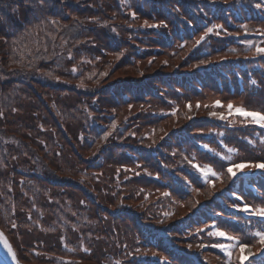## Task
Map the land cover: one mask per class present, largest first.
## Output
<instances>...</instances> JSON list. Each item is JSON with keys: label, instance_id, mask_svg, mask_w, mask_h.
I'll list each match as a JSON object with an SVG mask.
<instances>
[{"label": "trees", "instance_id": "1", "mask_svg": "<svg viewBox=\"0 0 264 264\" xmlns=\"http://www.w3.org/2000/svg\"><path fill=\"white\" fill-rule=\"evenodd\" d=\"M258 2L57 0L47 15L58 23L25 34L37 21L0 0V228L20 261L250 263L210 233L226 218L259 240L261 217L230 206L262 198L264 173L223 167L206 182L189 162H207L199 143L219 151L229 132L257 128L186 101L264 88Z\"/></svg>", "mask_w": 264, "mask_h": 264}, {"label": "rangeland", "instance_id": "2", "mask_svg": "<svg viewBox=\"0 0 264 264\" xmlns=\"http://www.w3.org/2000/svg\"><path fill=\"white\" fill-rule=\"evenodd\" d=\"M256 36H264L263 34H255ZM260 43H264V39L260 40ZM199 44V43H198ZM196 44V46L198 45ZM202 47V46H200ZM261 48H264V46H261ZM261 83H264V80H261ZM242 91V90H241ZM204 97L199 96L198 98H195V106H193V102L191 100H187L186 104L191 106L193 108V113L197 115L202 111L201 114H211L215 113L216 116H223L226 120L224 122L225 124L229 122H235L236 118L235 116H239V113L235 112L236 107H245L248 111H257L261 112L264 114V88L254 90L251 92L249 89L244 95L243 93H237L236 89L233 88L231 91V94L228 92H215L210 89L206 90L203 93ZM219 102V104H217ZM233 105V110L230 111L228 108L229 104ZM199 105V106H197ZM228 116V117H226ZM245 117V116H244ZM249 119L252 120L254 124V128H257L253 133L249 131V127H246L242 132L241 131H236V132H229L226 137V142L222 141L223 143L220 146L219 144L215 145L217 146L216 148H220L219 151L216 149H212L210 145L207 143H199L200 149H204L205 153H202L204 156L205 161L202 164V161L199 160L198 158H195L191 160L189 163L192 165L193 169L195 172L199 173L198 169H203L204 171H207V167H211V169L216 173L220 174L222 172V168L226 167V169L233 165V164H256V163H264V127L261 126L260 123L254 122V118L251 116H248ZM221 118V117H219ZM258 119V117H257ZM251 126V125H249ZM205 132H210V128H204L203 129ZM240 137H238V136ZM204 142V141H203ZM207 145L208 147H205ZM229 149H233V151H229ZM208 150H212V153L218 154L219 157H221V160L216 159V155L212 154L209 155ZM192 154L194 155L195 153L191 151ZM226 157H231V160L225 159ZM259 159V160H258ZM218 160L217 163L214 164V161ZM198 166V167H194ZM254 170L256 172H263L264 169H257L253 167H244L241 170H237L235 167H233V171L235 172H247V173H254ZM210 174V173H209ZM208 174V175H209ZM223 175V174H222ZM231 176V174L229 173ZM203 176V174H202ZM204 177V176H203ZM215 182V181H214ZM212 182V183H214ZM224 194V191H221L218 193L217 196H221ZM241 199H239V202L241 203H232L230 208L236 209L237 211L241 210L243 208V205L246 203L250 207H264L263 203L264 202V195L262 198H257L254 200L251 195H249V198L254 201V203L248 201V198H245L244 196H238ZM208 204V203H207ZM233 204H238L240 207L239 208H234L232 207ZM243 204V205H242ZM263 204V205H262ZM206 205V203H205ZM216 211L212 212V215H216ZM249 215V217H255L250 214H246L244 212L243 216ZM213 216V217H214ZM216 217V216H215ZM260 220V219H259ZM220 223H222V227L216 226L215 227V232L219 229L222 231H225L228 235L230 236H235L239 238L240 240H246L249 244V248L245 249L243 256L246 257L247 263L251 262L253 259H256L255 257L258 256L256 254L258 250H261V246L259 245L258 241L254 237H251V229L252 228H257L254 227L253 225L247 224V226L242 225L241 222L238 221H228L226 218L220 219ZM237 224V225H236ZM255 230V229H253ZM256 232H258L256 230ZM217 239L213 242L212 245L214 244H222L225 245L227 248V251H231L234 247L232 245L236 244L235 240H229L226 237L218 236L216 235ZM252 239L253 241L249 240ZM199 247H202V250L209 249L210 247L213 248L212 246H209V243L206 241H200L198 244ZM218 248V247H217ZM238 248V247H237ZM239 249V248H238ZM218 250H222L221 248H218ZM251 253L252 255H249ZM241 255V253H240ZM4 260V259H3ZM3 264H10L6 261L1 262ZM250 264V263H249ZM254 264V262H253Z\"/></svg>", "mask_w": 264, "mask_h": 264}, {"label": "snow or ice", "instance_id": "3", "mask_svg": "<svg viewBox=\"0 0 264 264\" xmlns=\"http://www.w3.org/2000/svg\"><path fill=\"white\" fill-rule=\"evenodd\" d=\"M56 2H57V0H10V3L12 5H14L11 7V12L13 14H18L20 12L21 6H23L24 10L26 12L30 13L32 18L35 21H37L35 24L31 25V28L25 29V34H29L32 29L40 28L41 25H45L48 23H51V24L58 23V21L56 19L47 15L48 11L50 10V7ZM59 2H63V0H59ZM255 7L258 9L261 7H264V0H259V2L255 4ZM4 20H5L4 15H0V21H4ZM145 23H147V21H145ZM161 23L163 24V21ZM29 24H31V21H29ZM164 26L166 27L167 25H164ZM222 27H223V25H213L212 27L207 28L205 35L212 33L213 29H220ZM244 27H246V25ZM217 34H219V33H217ZM0 39H4V37L0 36ZM200 39L203 40L204 37L202 36ZM5 42L7 43L6 40H5ZM199 42L200 41H197V44ZM12 43L15 44V43H17V41H13ZM257 51L264 53V48H258ZM201 63H203V61ZM72 71L75 72L76 69L73 68ZM253 83H255V81H253ZM217 104H219V102H217ZM197 106H199V105H197ZM228 108L230 111H232L233 105L230 103L228 105ZM235 112L239 113L240 115H243V116L253 117L254 122L260 123L261 126L264 127V114H262L261 112L248 111L245 107H236ZM212 115H216V114L212 113ZM257 117H258V119H257ZM223 118L224 117L221 116V119H223ZM113 127H115V125H113ZM110 134L111 133H106L104 138L106 139L107 136ZM205 147H208V146L205 145ZM229 151H233V149H229ZM225 159L230 161L231 157H226ZM194 167H198V166H194ZM233 167H235L237 170H241L244 167H253V168H257V169H264V163H256V164L240 163V164H233V165L229 166L227 168V172L231 174V177H236L237 172L233 171ZM206 168H207V171H204L203 169H198V170L201 171L206 182H211L209 180L208 174L211 173L212 176H216L217 174L211 169V167L206 166ZM165 195H168V193H165ZM233 195H234V193H233ZM239 199H241V198L237 197V200H239ZM232 207L239 208L240 206L238 204H233ZM241 210L243 212H245L246 214H250L253 216L264 218V207L252 208L248 204L245 203ZM213 234L218 235V236H222V237H226L229 240H235L236 244L232 245V247H238L239 248L241 255L238 257V259H240V260L246 259V257L243 256L245 249L249 248V244L246 240H240L239 238H237L235 236H230L225 231H222L219 229L215 233H210V235H213ZM254 235L259 238L258 243L261 246V252L259 254L260 258L258 260H255L254 264H264V230L258 231L256 233H254ZM5 246L8 247L7 244H5ZM189 247H191V245H189ZM213 247L221 248L223 251H225L227 253V255L229 257H231V255H232V252L227 251V248L225 247V245L214 244ZM8 250L10 253L12 252L10 247L8 248ZM12 255H13V258L15 259V253H12ZM249 255H252V254L249 253ZM228 264H231V261H229ZM250 264H253V262H250Z\"/></svg>", "mask_w": 264, "mask_h": 264}, {"label": "water", "instance_id": "4", "mask_svg": "<svg viewBox=\"0 0 264 264\" xmlns=\"http://www.w3.org/2000/svg\"><path fill=\"white\" fill-rule=\"evenodd\" d=\"M0 236H1V239L3 240V242L6 243V244L8 245L7 248L10 247L11 250H12L11 253H10L9 250H8L9 255H11V257H10V261L3 260V257H4L3 254H4V253L2 254L1 251H0V261H2V262L6 261V262H8V263H10V264H25V263H22V262L19 260V258H18V256H17V254H16V252H15V250H14V248H13L11 242L9 241L7 235L2 231L1 228H0ZM12 253H15V259L13 258Z\"/></svg>", "mask_w": 264, "mask_h": 264}, {"label": "bare ground", "instance_id": "5", "mask_svg": "<svg viewBox=\"0 0 264 264\" xmlns=\"http://www.w3.org/2000/svg\"><path fill=\"white\" fill-rule=\"evenodd\" d=\"M6 243L3 242V240L1 239V236H0V251L1 253L4 255L3 259L4 260H7V261H10V257L11 255H9V252H8V248L5 246Z\"/></svg>", "mask_w": 264, "mask_h": 264}]
</instances>
